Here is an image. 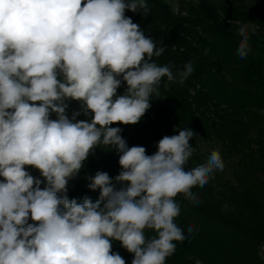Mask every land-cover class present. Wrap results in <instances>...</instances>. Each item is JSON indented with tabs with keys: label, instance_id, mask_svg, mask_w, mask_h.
<instances>
[{
	"label": "clouds",
	"instance_id": "obj_1",
	"mask_svg": "<svg viewBox=\"0 0 264 264\" xmlns=\"http://www.w3.org/2000/svg\"><path fill=\"white\" fill-rule=\"evenodd\" d=\"M126 10L147 16L149 6L146 0H0V264H125L111 251L112 240L134 254L132 264H165L174 241L187 238L174 223L180 214L174 198L198 203L192 189L224 169L219 148L186 169L191 129L164 136L147 155L111 126L137 124L159 96L162 78L182 84L194 70L191 62L176 74L158 66L152 58L165 48ZM238 35L237 54L245 59L247 24ZM69 100L81 102L90 120H76L80 112L69 118ZM101 144L119 153L121 171L87 177L88 188L99 190L95 203L69 200V180Z\"/></svg>",
	"mask_w": 264,
	"mask_h": 264
},
{
	"label": "trees",
	"instance_id": "obj_2",
	"mask_svg": "<svg viewBox=\"0 0 264 264\" xmlns=\"http://www.w3.org/2000/svg\"><path fill=\"white\" fill-rule=\"evenodd\" d=\"M146 3L147 16L140 10H126L125 16L157 47L165 48L153 61L172 66L174 74L189 62L194 70L182 84L162 78L159 96L151 97L150 108L137 124L111 126L122 129L129 147L143 146L147 155L157 151L164 136L191 129L193 149L196 143L212 144L232 160L229 179L214 176L204 187L192 189L198 203L183 194L174 198L180 207L174 223L187 238L174 241L176 250L165 264H195V259L202 264H264V29L249 32L251 51L241 59L238 26L225 24L251 19L264 24V9L250 12L215 0H178L175 13L163 0ZM125 89L126 82L117 95ZM93 151L96 158H87L79 174L69 180V200L82 203L89 197L95 203L99 190L88 188L87 177L101 171L114 178L121 171L114 148L101 144ZM197 161L193 152L186 169ZM189 226L194 227L191 235ZM146 235L154 233L147 230ZM111 244L125 264H132L134 254L120 241Z\"/></svg>",
	"mask_w": 264,
	"mask_h": 264
},
{
	"label": "rangeland",
	"instance_id": "obj_3",
	"mask_svg": "<svg viewBox=\"0 0 264 264\" xmlns=\"http://www.w3.org/2000/svg\"><path fill=\"white\" fill-rule=\"evenodd\" d=\"M163 1L166 2L167 4H169V6L172 8V10L175 13L177 12V1L178 0H163ZM215 1L219 2L220 5H224V6H228V7L232 6L234 4V6L236 8H240V10H243V11L252 12V11H258V10L260 11V10L264 9V0H215ZM225 24L226 25H233V24L237 25L238 29L240 28L241 25L247 24L249 32H254V31L264 29L263 22H257V21H254L252 19L248 20V21L238 20L235 22L225 20ZM36 103L38 104L39 102H36ZM66 103L68 104V108H67L66 112H67V115L69 116V118L72 117L73 112H80L81 114L76 117V120H90V118H91L90 115L86 116L83 114L81 102L69 100V101H66ZM50 119H52V120L57 119L56 114L52 113L50 115ZM217 148L218 147L215 145L207 144L204 142L196 143V147L193 150V152L196 154V156L198 158L196 165L205 162L207 160L208 156L210 155V153ZM89 157L94 158V159L96 158L93 150H92V152H90L88 158ZM221 157H222L223 162H224V169H223V171L216 170L213 173V177L217 176L219 178L229 179L230 178V172H231L232 160L228 159V157H225V156H221ZM25 170L28 171L33 177L42 179L41 173L39 172V170H37L31 166H25ZM2 179L3 178L0 177V180H2ZM68 183H70V182H68ZM44 186L45 185L42 183L41 189H43ZM29 223H33V221L29 220ZM262 250L263 249L261 248L260 249L261 253H262ZM112 252L118 253L117 251H112Z\"/></svg>",
	"mask_w": 264,
	"mask_h": 264
}]
</instances>
